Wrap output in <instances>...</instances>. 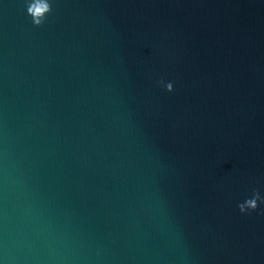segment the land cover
<instances>
[{"label": "water", "instance_id": "water-1", "mask_svg": "<svg viewBox=\"0 0 264 264\" xmlns=\"http://www.w3.org/2000/svg\"><path fill=\"white\" fill-rule=\"evenodd\" d=\"M0 264H264V0H0Z\"/></svg>", "mask_w": 264, "mask_h": 264}]
</instances>
